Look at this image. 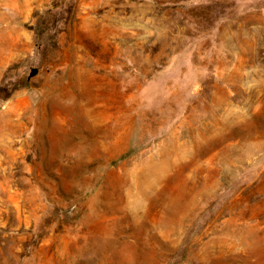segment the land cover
Segmentation results:
<instances>
[{"label":"rangeland","instance_id":"1","mask_svg":"<svg viewBox=\"0 0 264 264\" xmlns=\"http://www.w3.org/2000/svg\"><path fill=\"white\" fill-rule=\"evenodd\" d=\"M0 264H264V0H0Z\"/></svg>","mask_w":264,"mask_h":264}]
</instances>
